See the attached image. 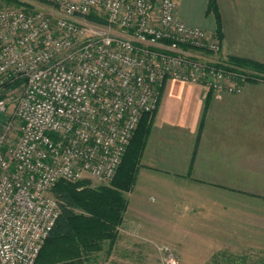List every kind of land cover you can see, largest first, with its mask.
<instances>
[{
    "label": "built area",
    "instance_id": "2783aa9c",
    "mask_svg": "<svg viewBox=\"0 0 264 264\" xmlns=\"http://www.w3.org/2000/svg\"><path fill=\"white\" fill-rule=\"evenodd\" d=\"M37 1L51 6L0 0V264L35 263L60 213L54 183L114 176L166 80L239 94L255 74L178 0Z\"/></svg>",
    "mask_w": 264,
    "mask_h": 264
},
{
    "label": "crops",
    "instance_id": "0c3cea01",
    "mask_svg": "<svg viewBox=\"0 0 264 264\" xmlns=\"http://www.w3.org/2000/svg\"><path fill=\"white\" fill-rule=\"evenodd\" d=\"M177 3L190 26L214 31L206 0ZM222 55L264 62V0H217ZM111 251L175 246L208 260L264 238V81L239 94L166 80ZM150 243H148V242ZM107 243L104 244V247ZM126 249V250H127ZM205 260V261H206Z\"/></svg>",
    "mask_w": 264,
    "mask_h": 264
},
{
    "label": "trees",
    "instance_id": "16d2710c",
    "mask_svg": "<svg viewBox=\"0 0 264 264\" xmlns=\"http://www.w3.org/2000/svg\"><path fill=\"white\" fill-rule=\"evenodd\" d=\"M9 5L32 9L31 4L20 0H2ZM206 14L215 18V34L221 40V18L217 0L206 1ZM91 20H100L89 14ZM228 60L237 65H247L257 72H264V64L237 56ZM259 74V73H257ZM250 80L262 76L253 74ZM152 113L141 115L137 127L124 151L114 178L107 184L91 186L85 180L58 181L50 189L59 203L60 213L54 228L45 239L34 264H95L99 251L108 253L118 237L128 201L124 195L134 185L136 170L150 132ZM107 246L104 247V244ZM223 253H216L217 262Z\"/></svg>",
    "mask_w": 264,
    "mask_h": 264
},
{
    "label": "rangeland",
    "instance_id": "374dc122",
    "mask_svg": "<svg viewBox=\"0 0 264 264\" xmlns=\"http://www.w3.org/2000/svg\"><path fill=\"white\" fill-rule=\"evenodd\" d=\"M20 1L31 2L33 3V5H31L32 8L42 9L45 11H47L51 6L49 3L39 2L37 0H20ZM188 1L191 3L190 0H180L181 2L180 6L181 7L183 6L185 8H187L188 6L191 7L192 4L189 5ZM205 10H206V6H205ZM205 10H204L205 17L211 16L214 21V26L216 27L214 15L212 13L206 14ZM218 10H219V6H218ZM220 18H221V14H220ZM221 34H222L221 37L222 39L223 38L222 18H221ZM256 62L264 64V62H260V61H256ZM242 67L248 71H252V73H255L256 75L262 76V78L264 79V72L262 73L257 72L256 70H254L253 68L247 65H242ZM252 81L253 80L249 79L248 82H252ZM257 81H264V80L258 79ZM12 95L13 97L10 96L11 99L16 97L17 92L13 93ZM114 176L112 178H114ZM111 179L107 181H99L96 179L85 178L82 180L87 181L91 186H97L99 184L100 185L107 184L111 181ZM260 242L262 248L257 247V248L243 249V251L240 252H232L228 249H223L221 250V252L224 251L225 254L219 256L217 262H214V260L212 261V257H210L208 260L203 259L200 262H191L192 259H196L192 255H186V254L182 255L175 246H172L167 243H159L149 248L140 247V248H131V249L126 248L127 250L126 249L125 250L121 249L119 251L117 250L116 259H115L116 261H110L107 259V257H101L97 259V262L95 264H167L166 261L164 260L165 254L163 253L162 247H167L174 254L176 261L175 264H264V238L261 239Z\"/></svg>",
    "mask_w": 264,
    "mask_h": 264
}]
</instances>
